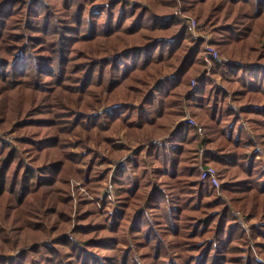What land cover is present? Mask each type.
<instances>
[{"label":"trees","instance_id":"16d2710c","mask_svg":"<svg viewBox=\"0 0 264 264\" xmlns=\"http://www.w3.org/2000/svg\"><path fill=\"white\" fill-rule=\"evenodd\" d=\"M0 125V244L61 234L0 264H264V0H0ZM125 152L117 206L74 203L70 179L94 189Z\"/></svg>","mask_w":264,"mask_h":264},{"label":"rangeland","instance_id":"374dc122","mask_svg":"<svg viewBox=\"0 0 264 264\" xmlns=\"http://www.w3.org/2000/svg\"><path fill=\"white\" fill-rule=\"evenodd\" d=\"M129 2H134L135 0H128ZM180 12L182 15H186V16H189V17H192V18H194V19H196L197 20V18L194 16V15H192V14H186V13H183L182 11H181V8H180V6H178V8L174 11V14H176V12ZM177 15V14H176ZM178 16V15H177ZM179 17V16H178ZM180 18V17H179ZM182 21V20H181ZM198 21V20H197ZM198 23H199V25L200 26H202L203 27V29L205 30V32L210 36V43L212 44V40H213V35L210 33V32H208L205 28H204V25H202L199 21H198ZM199 40H201V41H203V48H204V40L203 39H199ZM213 45V44H212ZM214 46V45H213ZM215 47V46H214ZM216 48V47H215ZM217 49V48H216ZM218 50V49H217ZM219 51V50H218ZM206 63H207V65H208V67L211 65V61H209V62H207L206 61ZM168 70H170L169 68H165V69H163V74L164 73H166ZM192 81V80H191ZM196 81V87H197V85H198V80H195ZM191 85H192V83H191ZM191 85H190V89H191ZM195 87V88H196ZM191 90H194V89H191ZM98 106V108H93L91 111H96V110H103V109H105V108H107L108 106H110V105H103V104H98L97 105ZM185 110H187V112L189 113V115L192 117V118H194L195 119V121L196 122H198L197 121V119H196V117H193L191 114H190V112H189V110L188 109H185ZM183 115V114H182ZM183 117V116H182ZM182 117L178 120V122L176 123V125L177 124H179L180 122H182L181 120H182ZM183 123V122H182ZM183 124H185V123H183ZM199 124H201L200 122H199ZM185 125H187V124H185ZM9 127H7V128H4L3 129V127H1V125H0V135L1 136H5L6 137V139L7 140H9V142H10V144L9 145H12V146H14V147H16V146H18V144H17V142H16V137H15V135H12V134H14V131H11V129H8ZM248 130L250 131V129L248 128ZM121 134H122V132H120V134H119V136L116 138V140L118 141V142H125L124 141V139L121 137ZM158 134L160 135V136H156V137H152L150 140H149V142L151 141L152 142V140H156V139H159V137L160 138H162V137H164V136H167L164 132L163 133H160V132H158ZM157 134V135H158ZM204 135H205V130H204ZM256 141L258 142V143H255V145L256 146H260L259 148H264V136H262V137H258V138H256ZM149 142H146V143H144V145H147ZM143 145V144H142ZM256 146H254V147H256ZM132 149H134V147H132ZM201 149V148H200ZM204 150V149H203ZM131 153L132 152H125L124 154H125V156H123V157H116V159H111L110 160V162H108V163H103V164H100L99 166H98V168H102L103 166H105V167H109L110 169H108L109 170V173H108V177L101 183V184H99V185H97L94 189L90 186V185H87V184H83L81 181H80V179H76V178H71L70 179V190H71V195H72V197H73V199H74V203H76L77 202V200H78V197H79V194L80 193H83L84 195H85V197H86V199H88L89 201H91V203H92V205L93 206H96L97 208H99V207H102V200L104 199L105 201H106V203H105V210H111L113 207H115V206H117V203H118V201H116L117 200V192H115L116 190H115V187L113 186V190H112V193L111 194H108L107 196L108 197H106V195H104V193H106V192H104V188L108 185V184H110V182H111V179H110V177H109V175L113 172V170L117 167V165L118 164H120V162H119V160L120 159H124L126 156H130L131 155ZM204 153V152H203ZM202 157H203V155H202ZM26 162H27V158L25 157V159H24ZM199 161H200V159H199ZM202 163V162H201ZM207 164H209V165H212V166H214L217 170H218V173H219V175H220V177H221V173H220V171H219V169L216 167V165H213V164H211V163H205L204 165H207ZM224 178V177H223ZM221 180H222V177H221ZM224 180H225V178H224ZM110 181V182H109ZM104 192V193H103ZM107 194V193H106ZM103 198V199H102ZM102 199V200H101ZM105 213H103L102 215H104ZM236 215L238 216V218H239V221L242 223V225H243V227H244V229H246L247 230V232H248V225L246 224V222L244 221V219H243V217H242V215L239 213V212H236ZM257 218L258 217H252L251 218V222H255V221H257ZM36 234H39V232L38 233H36V232H28V233H26L25 235H20L19 237H18V239H17V241L16 242H14V240H12L9 244H8V246H6V245H4V244H0V258L1 259H3V258H10V259H13V258H16V257H18V256H20V255H22V254H24L25 252H27V256H29L30 258H32V256L34 255L33 253H31V252H29L31 249H32V247L33 246H43V245H50V244H53V239L56 237H59V236H61V234L60 235H58L59 233H54V232H51V233H47V231H42V232H40V235H37V236H33V235H36ZM34 256H36V255H34ZM261 257V256H260ZM259 258V257H258ZM261 260L264 262V258H262L261 257Z\"/></svg>","mask_w":264,"mask_h":264},{"label":"built area","instance_id":"2783aa9c","mask_svg":"<svg viewBox=\"0 0 264 264\" xmlns=\"http://www.w3.org/2000/svg\"><path fill=\"white\" fill-rule=\"evenodd\" d=\"M176 14L180 17V19L183 22V25L185 28L197 39H203L204 40V48H203V57L205 61L209 62L211 60H223L226 61V59H222L220 56L219 51L210 43V36L205 32L202 26L199 25L198 21L192 17L182 15L180 12H176ZM191 89H195L196 87V81L195 79H192L191 81ZM183 123L187 124L191 128L196 129V131L203 136L204 135V128L201 124L195 121L194 118H192L187 110H185V113L181 120ZM161 138L152 140V142L159 141ZM260 151L264 155V148H260ZM203 148L199 150V159L200 163L202 162V155H203ZM120 163L123 162V158L119 160ZM201 179H208L210 182L218 188L221 184L220 176L218 173V170L212 166V165H203L201 167ZM110 182V181H109ZM113 190V184L110 182L105 188L104 192L108 194H111ZM103 192V193H104ZM104 193V194H106Z\"/></svg>","mask_w":264,"mask_h":264}]
</instances>
